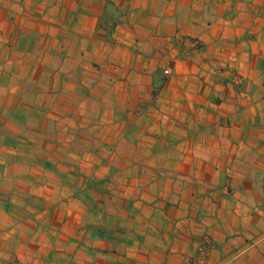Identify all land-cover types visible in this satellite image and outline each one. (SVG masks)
<instances>
[{
  "label": "crops",
  "instance_id": "0c3cea01",
  "mask_svg": "<svg viewBox=\"0 0 264 264\" xmlns=\"http://www.w3.org/2000/svg\"><path fill=\"white\" fill-rule=\"evenodd\" d=\"M0 264H264V0H0Z\"/></svg>",
  "mask_w": 264,
  "mask_h": 264
},
{
  "label": "built area",
  "instance_id": "2783aa9c",
  "mask_svg": "<svg viewBox=\"0 0 264 264\" xmlns=\"http://www.w3.org/2000/svg\"><path fill=\"white\" fill-rule=\"evenodd\" d=\"M170 72H171V70H170V68H166L165 70H164V73L166 74V75H168V74H170ZM209 245V241H206L202 246H201V250H205V246H208Z\"/></svg>",
  "mask_w": 264,
  "mask_h": 264
}]
</instances>
